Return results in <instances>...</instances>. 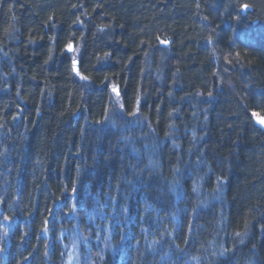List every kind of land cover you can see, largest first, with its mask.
I'll return each mask as SVG.
<instances>
[{
	"label": "trees",
	"instance_id": "obj_1",
	"mask_svg": "<svg viewBox=\"0 0 264 264\" xmlns=\"http://www.w3.org/2000/svg\"><path fill=\"white\" fill-rule=\"evenodd\" d=\"M256 115L264 0H0V264H264Z\"/></svg>",
	"mask_w": 264,
	"mask_h": 264
},
{
	"label": "water",
	"instance_id": "obj_2",
	"mask_svg": "<svg viewBox=\"0 0 264 264\" xmlns=\"http://www.w3.org/2000/svg\"><path fill=\"white\" fill-rule=\"evenodd\" d=\"M245 10H247V8H244V11ZM254 120H255L257 126H259L261 129L264 130V116L256 115V116H254Z\"/></svg>",
	"mask_w": 264,
	"mask_h": 264
},
{
	"label": "snow or ice",
	"instance_id": "obj_3",
	"mask_svg": "<svg viewBox=\"0 0 264 264\" xmlns=\"http://www.w3.org/2000/svg\"><path fill=\"white\" fill-rule=\"evenodd\" d=\"M69 47H71V46H69ZM115 90V89H114Z\"/></svg>",
	"mask_w": 264,
	"mask_h": 264
}]
</instances>
